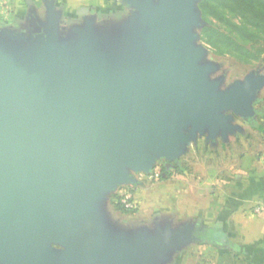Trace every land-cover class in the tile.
<instances>
[{"label": "water", "instance_id": "95a60500", "mask_svg": "<svg viewBox=\"0 0 264 264\" xmlns=\"http://www.w3.org/2000/svg\"><path fill=\"white\" fill-rule=\"evenodd\" d=\"M122 1L106 28L86 15L62 34L50 3L32 34L0 29V264H166L198 239L191 223L109 227L106 195L240 130L264 74L211 77L202 0Z\"/></svg>", "mask_w": 264, "mask_h": 264}, {"label": "rangeland", "instance_id": "374dc122", "mask_svg": "<svg viewBox=\"0 0 264 264\" xmlns=\"http://www.w3.org/2000/svg\"><path fill=\"white\" fill-rule=\"evenodd\" d=\"M200 2L197 6L201 15V24L196 28L199 36L197 43L207 48L205 61L218 65L211 77H222L221 88H226L248 74H264V27L258 29L255 42L249 41L246 44L255 51L258 58H242L229 52L220 54L202 38L200 30L208 21L202 15ZM50 3L60 14L59 19L64 22L62 34H66L67 27L80 26L82 13L94 17L100 28H106L119 23L131 9L122 0H0V29L18 31V25L26 19L29 4L38 11H43L44 4L47 8ZM226 14L234 22L242 21L234 12L227 10ZM208 20L230 33V28L213 16H208ZM252 105L255 110L252 118H234L240 130L228 135L224 141L218 138L214 144L207 142L205 137L191 143L179 161L172 162L173 167L168 170L167 175L158 178L153 176L154 171L160 174L163 171V158L158 159L148 173L134 172L135 184L118 185L106 195L104 222L109 227L114 225L119 229L136 231L142 227L153 229L156 223H170L177 228L184 223L194 224L199 221L196 212L194 213V184L210 187L207 190L209 191L215 186H208L204 182L207 178L213 180L221 175L236 178L244 162L258 161V158L264 161V87L257 92V98ZM123 194L132 195L136 207H122Z\"/></svg>", "mask_w": 264, "mask_h": 264}, {"label": "crops", "instance_id": "0c3cea01", "mask_svg": "<svg viewBox=\"0 0 264 264\" xmlns=\"http://www.w3.org/2000/svg\"><path fill=\"white\" fill-rule=\"evenodd\" d=\"M259 159L244 162L236 178H207L204 182L215 186L209 191L194 184V213L200 219L194 226L201 234L166 264H264V213L252 211L264 194V161Z\"/></svg>", "mask_w": 264, "mask_h": 264}, {"label": "trees", "instance_id": "16d2710c", "mask_svg": "<svg viewBox=\"0 0 264 264\" xmlns=\"http://www.w3.org/2000/svg\"><path fill=\"white\" fill-rule=\"evenodd\" d=\"M199 7L204 19L208 21L200 30L202 38L216 52L220 54L229 52L247 59L258 58L255 51L246 44L249 41L255 42L258 38V29L264 27V0H202ZM227 10L239 15L242 21H239L240 23L232 21L227 17ZM208 16H213L228 26L230 33L215 26L208 20ZM168 170L165 171V175ZM160 177H163L162 172ZM121 206L124 207L122 204Z\"/></svg>", "mask_w": 264, "mask_h": 264}, {"label": "flooded vegetation", "instance_id": "af4514ba", "mask_svg": "<svg viewBox=\"0 0 264 264\" xmlns=\"http://www.w3.org/2000/svg\"><path fill=\"white\" fill-rule=\"evenodd\" d=\"M43 13V15H42ZM88 15L87 13H82L81 14V21L83 23V18L84 16ZM45 16H46V5L44 4V10L43 11H38L34 6H32V4H29L28 7H27V14H26V19L25 21H23L22 23H20L18 26H19V32H24L26 34H32L33 32V26L36 25V26H41L42 22L44 21L45 19ZM63 20H60V31L62 30L63 28ZM72 27V26H71ZM71 27H67V31H66V34H68L71 30ZM220 139L221 141H223L221 139L220 136H217L216 138L214 139H206L205 140L207 142H210L212 144L216 143V140L217 139ZM162 161H165V168H164V171H162V174L165 175V171H167L168 169L172 168L173 167V163L171 166H167L166 164V160L165 159H162ZM179 161V160H178ZM158 224V223H156ZM197 235H200L201 234V231H197L196 232Z\"/></svg>", "mask_w": 264, "mask_h": 264}, {"label": "built area", "instance_id": "2783aa9c", "mask_svg": "<svg viewBox=\"0 0 264 264\" xmlns=\"http://www.w3.org/2000/svg\"><path fill=\"white\" fill-rule=\"evenodd\" d=\"M153 176L155 178H158L160 176V173L158 171H154ZM121 204L126 209H132L136 207L135 200L133 199L132 195L130 194H123L121 197ZM252 211L255 214H261L264 213V194L260 195L256 202L252 206Z\"/></svg>", "mask_w": 264, "mask_h": 264}]
</instances>
